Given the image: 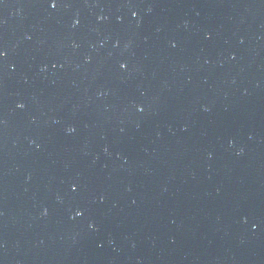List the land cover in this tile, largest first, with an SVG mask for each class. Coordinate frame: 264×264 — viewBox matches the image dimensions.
I'll return each instance as SVG.
<instances>
[{
	"label": "water",
	"instance_id": "water-1",
	"mask_svg": "<svg viewBox=\"0 0 264 264\" xmlns=\"http://www.w3.org/2000/svg\"><path fill=\"white\" fill-rule=\"evenodd\" d=\"M0 264H264V0H0Z\"/></svg>",
	"mask_w": 264,
	"mask_h": 264
},
{
	"label": "snow or ice",
	"instance_id": "snow-or-ice-1",
	"mask_svg": "<svg viewBox=\"0 0 264 264\" xmlns=\"http://www.w3.org/2000/svg\"><path fill=\"white\" fill-rule=\"evenodd\" d=\"M56 6H57L56 3H53V4H52V7H53V8H55ZM74 190H75V189H74Z\"/></svg>",
	"mask_w": 264,
	"mask_h": 264
}]
</instances>
